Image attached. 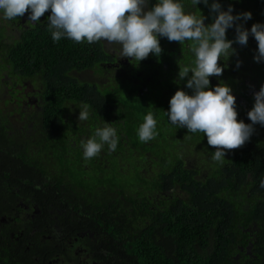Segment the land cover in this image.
I'll return each instance as SVG.
<instances>
[{
	"label": "trees",
	"instance_id": "trees-1",
	"mask_svg": "<svg viewBox=\"0 0 264 264\" xmlns=\"http://www.w3.org/2000/svg\"><path fill=\"white\" fill-rule=\"evenodd\" d=\"M157 2L149 0V7ZM179 2L186 11H201L205 24L212 22L203 3ZM219 2L223 10L231 4L233 15L251 12V19L241 21L249 30L264 24V0ZM0 13V27L15 28L11 73L21 79L37 75L40 90L38 108L24 109L23 130L6 126L10 121L0 113V176L5 171L9 189L18 188L41 210H50L57 233L83 236L99 250L100 264H264V126L254 125L250 140L227 151L221 163L212 159L215 149L206 135L188 133L166 114L178 89L191 94L178 72L179 66H194L192 42L159 38L160 57L150 53L138 63L120 58V46L103 40L53 41L50 10L35 24ZM227 38H235L234 28ZM233 47L237 54L220 61L227 66L220 77L209 78L210 87L228 84L237 119L248 124L254 93L264 85V61L253 59L252 36L247 46ZM87 70L108 82H90ZM83 104L89 105L87 121L78 120ZM149 112L157 135L142 142L138 129ZM104 121L117 131V148L105 145L85 159L82 142ZM1 194L10 199L9 190H0V204ZM0 264L17 263L0 256Z\"/></svg>",
	"mask_w": 264,
	"mask_h": 264
},
{
	"label": "clouds",
	"instance_id": "clouds-1",
	"mask_svg": "<svg viewBox=\"0 0 264 264\" xmlns=\"http://www.w3.org/2000/svg\"><path fill=\"white\" fill-rule=\"evenodd\" d=\"M203 3L212 14V22L205 24L201 11L198 15L186 11L179 0H158L149 7V0H0V10L4 19L13 20L29 13L28 22H40V18L50 10L49 30L53 41L67 37L77 43L85 39L89 44L105 41L109 45L120 46V58H130L138 63L149 54H162L159 38L169 42H192L190 47L195 61L180 67L178 80L186 81L191 94L178 89L169 101L166 112L171 124L187 128L188 133L201 132L207 137V144L215 149L212 159L223 162L227 151L239 149L248 142L255 132L254 125L264 126V85L254 93V105L247 116L251 123L238 120L236 97L231 87L220 82L210 87V77H220L227 66L220 61L237 54L234 44L247 46L249 37L257 42L254 61H264V24L254 23L251 29L241 21L251 19V12L233 15L229 4L223 10L219 0H192V5ZM235 29V38H227V30ZM241 62L237 61L236 67ZM191 74V75H190ZM89 105L80 106L79 121L89 118ZM94 135L82 142L84 158L96 157L107 145L115 151L119 137L110 123L103 122ZM157 120L149 112L138 129L142 142L155 139ZM264 188V180L261 181Z\"/></svg>",
	"mask_w": 264,
	"mask_h": 264
},
{
	"label": "flooded vegetation",
	"instance_id": "flooded-vegetation-1",
	"mask_svg": "<svg viewBox=\"0 0 264 264\" xmlns=\"http://www.w3.org/2000/svg\"><path fill=\"white\" fill-rule=\"evenodd\" d=\"M28 16L29 13H25L22 21H27ZM14 31L13 27H0V113L6 114V120L10 121L6 126L21 131L27 121L24 109L38 108L35 102L40 90L33 80L37 75L21 79V75L11 73L9 61ZM89 74L95 78L90 82L105 85L102 81L97 82L105 78L102 73L87 70L85 75ZM4 174L5 171L0 176V190H9L10 199L1 194V259H10L17 264H100L96 259L98 249L88 245L83 236L65 238L57 233L48 214L50 210H41L37 202L23 196L18 188L9 189L8 177Z\"/></svg>",
	"mask_w": 264,
	"mask_h": 264
},
{
	"label": "rangeland",
	"instance_id": "rangeland-1",
	"mask_svg": "<svg viewBox=\"0 0 264 264\" xmlns=\"http://www.w3.org/2000/svg\"><path fill=\"white\" fill-rule=\"evenodd\" d=\"M2 15V13H0V16ZM91 74V73H90ZM90 74L87 76V75H85L86 76V79H88V80H93V79H95V78H93V77H90ZM107 76V75H106ZM108 77V76H107ZM103 82V83H107L108 82V79L107 78H101V79H99V80H97V82ZM109 84V83H108Z\"/></svg>",
	"mask_w": 264,
	"mask_h": 264
}]
</instances>
